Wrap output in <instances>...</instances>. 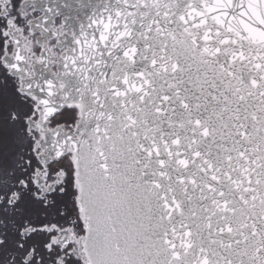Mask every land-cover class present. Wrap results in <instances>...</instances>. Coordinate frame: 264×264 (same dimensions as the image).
Masks as SVG:
<instances>
[{"label":"snow or ice","instance_id":"1","mask_svg":"<svg viewBox=\"0 0 264 264\" xmlns=\"http://www.w3.org/2000/svg\"><path fill=\"white\" fill-rule=\"evenodd\" d=\"M0 264H264V0H0Z\"/></svg>","mask_w":264,"mask_h":264}]
</instances>
